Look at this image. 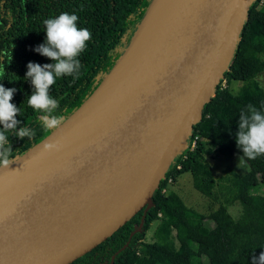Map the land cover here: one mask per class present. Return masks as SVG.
<instances>
[{"label":"trees","instance_id":"obj_1","mask_svg":"<svg viewBox=\"0 0 264 264\" xmlns=\"http://www.w3.org/2000/svg\"><path fill=\"white\" fill-rule=\"evenodd\" d=\"M154 0H0V85L15 89L12 103L20 112L17 129L8 130L6 147L10 159L27 152L49 135L40 117L46 113L28 105L34 86L26 78L29 63H54L35 49L46 43L44 21L62 13L78 16V28L90 31L91 39L76 57L78 73L56 78L49 95L58 103L53 115L62 122L97 89L120 60L145 19ZM229 68L216 96L202 110L187 146L177 156L146 206L107 240L70 264H252L264 253V155L243 157L237 145L238 122L249 105L264 114V90L256 81L264 72V0H255L244 22ZM225 82V85H223ZM233 82L243 83L238 92ZM21 127L35 131L32 138L15 135ZM0 130L3 125L0 124ZM196 140V147L191 143ZM241 157L249 166L229 185L215 177L206 157ZM192 176L194 188L203 196L225 205L208 216L186 208L178 194L164 193L169 181ZM239 203L234 218L228 205ZM159 221L153 241L146 235ZM213 227L209 228L206 222Z\"/></svg>","mask_w":264,"mask_h":264},{"label":"water","instance_id":"obj_2","mask_svg":"<svg viewBox=\"0 0 264 264\" xmlns=\"http://www.w3.org/2000/svg\"><path fill=\"white\" fill-rule=\"evenodd\" d=\"M159 1L87 100L7 168L0 167V254L85 209L137 170L150 171L140 204L56 264L84 256L153 206L161 180L216 96L255 0H171L143 35ZM54 142L59 150H45Z\"/></svg>","mask_w":264,"mask_h":264},{"label":"clouds","instance_id":"obj_3","mask_svg":"<svg viewBox=\"0 0 264 264\" xmlns=\"http://www.w3.org/2000/svg\"><path fill=\"white\" fill-rule=\"evenodd\" d=\"M78 16L62 13L56 18L46 19V43L35 50L54 61L52 64L41 66L38 63H29L26 78L34 86L33 93L27 98L28 105L46 113L40 117L45 129L57 128L62 123V117L53 115L58 107L55 99L49 95V88L56 82L57 77L78 73L80 62L76 57L85 49L86 42L91 39V33L86 28L77 26ZM15 89H6L0 85V167L7 168L13 159H10L12 148L6 147L7 131L17 129L19 121L16 119L20 109L13 104ZM239 130L236 134L237 145L243 152V157L256 159L264 155V114L254 106L249 105L247 110H242L238 122ZM23 139L32 138L35 131L28 127H21L15 133ZM57 142L45 145V150H59ZM252 264H264V253L258 258L253 257Z\"/></svg>","mask_w":264,"mask_h":264},{"label":"bare ground","instance_id":"obj_4","mask_svg":"<svg viewBox=\"0 0 264 264\" xmlns=\"http://www.w3.org/2000/svg\"><path fill=\"white\" fill-rule=\"evenodd\" d=\"M171 0H160L143 31L149 32ZM150 171L137 170L128 179L97 197L88 207L77 211L39 235L28 237L0 254V264H56L86 248L129 215L140 204L145 194ZM21 254L18 263L15 257Z\"/></svg>","mask_w":264,"mask_h":264},{"label":"rangeland","instance_id":"obj_5","mask_svg":"<svg viewBox=\"0 0 264 264\" xmlns=\"http://www.w3.org/2000/svg\"><path fill=\"white\" fill-rule=\"evenodd\" d=\"M256 81L264 90V72L260 73L256 77ZM225 85V82H223ZM243 83L233 82L232 88L235 92H238L242 87ZM196 145L191 143L190 148L194 149ZM208 163L211 165L215 177L221 184L229 185V183L238 175L244 174L249 170L248 164L239 156H234L233 158H228L222 155H215L214 158L208 156L206 157ZM192 176L189 173L181 175L176 181H169L167 184L164 193L166 195L174 192L179 195L182 199L183 204L186 208L193 209L205 216L210 215L219 209L221 205H225L223 197H220L218 201L212 200L200 194L193 186ZM264 192V189L261 191ZM229 212L234 218L239 217L241 214L242 208L239 203H234L233 205H228ZM159 221H156L152 224L151 229L146 235V241H153V233L158 225ZM206 225L209 228H212L213 225L210 222H206Z\"/></svg>","mask_w":264,"mask_h":264},{"label":"built area","instance_id":"obj_6","mask_svg":"<svg viewBox=\"0 0 264 264\" xmlns=\"http://www.w3.org/2000/svg\"><path fill=\"white\" fill-rule=\"evenodd\" d=\"M193 145H196V140H193ZM194 148V147H193Z\"/></svg>","mask_w":264,"mask_h":264}]
</instances>
